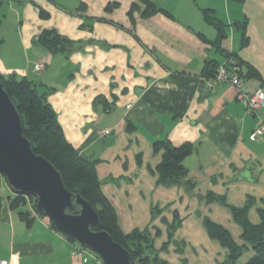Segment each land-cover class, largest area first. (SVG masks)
<instances>
[{
    "label": "crops",
    "instance_id": "obj_1",
    "mask_svg": "<svg viewBox=\"0 0 264 264\" xmlns=\"http://www.w3.org/2000/svg\"><path fill=\"white\" fill-rule=\"evenodd\" d=\"M0 1V72L26 77L49 91L47 101L67 142L83 159L96 161L119 229L146 232L166 264L223 261L226 250L208 237L206 219L242 245L231 208L253 198L247 217L253 225L260 221L264 133L249 140L258 118L246 112L229 83L206 90L202 70L208 61L236 74L249 66L258 77L241 76V90L264 88V0H148L172 18L142 17L138 0ZM206 9L225 26L220 50L235 55L240 68L209 43L217 32L204 19ZM242 30L248 40L243 47ZM43 31L70 41V51H44L38 42ZM37 62L45 64L41 73L33 71ZM260 118L264 123V108ZM164 138L174 146L194 145L184 160L187 176L172 186L158 183L153 173L160 159L152 143ZM1 194L0 262L95 264L72 258L75 243L30 204L11 209L15 193L4 180ZM21 212H29L27 218ZM252 255L248 249L238 263Z\"/></svg>",
    "mask_w": 264,
    "mask_h": 264
},
{
    "label": "trees",
    "instance_id": "obj_2",
    "mask_svg": "<svg viewBox=\"0 0 264 264\" xmlns=\"http://www.w3.org/2000/svg\"><path fill=\"white\" fill-rule=\"evenodd\" d=\"M138 1L144 5L142 17L161 13L166 17L172 18L169 13L157 8L150 1ZM233 1L242 2L244 0ZM1 3L0 1V5ZM210 12L208 9L203 10V16L208 24L215 28L217 36L214 41L209 43L231 65L235 64L240 68L241 63L236 61L235 55L226 54L220 50L219 44L226 37L225 26L216 19L210 18ZM130 20L133 22L131 16ZM245 24L246 22H243L239 27L244 29ZM199 37L203 42H207L203 36L199 35ZM247 41V37L242 30L241 46H245ZM38 42L42 45L44 51L49 54L70 51L71 42L51 31H43L38 38ZM1 43L2 40L0 39V45ZM219 66L212 61L206 62L202 70V75L204 76L202 80L213 77ZM243 67L245 69L244 72L239 71V69L237 71L239 78L242 76L244 79L249 80L258 77L255 70L251 67ZM0 82L20 116L23 135L30 142L33 153L44 157L50 162L59 172L65 188L73 195L78 194L90 203L97 212L98 224L92 227V230L107 232L113 241L128 251L131 264H166L152 250V240L146 232L135 230L129 234H124L119 229L116 211L101 190V183L96 172V161L83 159L67 142L57 115L47 101L49 91H40V84L26 77L18 78L15 74L4 75L0 72ZM193 150L194 145L188 142L179 146L172 145L166 138L153 142L152 153L160 159L153 168V173L157 175L158 183L164 186L179 184L188 174L184 166V160L192 154ZM2 180L5 181L0 174V206L3 202L1 194ZM28 201L31 202L32 208L37 214L47 219L36 207V200L32 196L15 193L14 197L9 201V206L11 209H16L26 205ZM253 204L254 199L248 198L243 207L231 208L233 220L241 228L242 245L236 244L229 231L224 227L207 219L204 221L208 237L218 242L226 250L225 258L220 264H239L240 257L248 249L252 251L253 255L244 264H264V209L258 210L260 221L258 224L253 225L247 217L248 210ZM75 209L78 211L79 207L75 206ZM28 213L21 212V215L27 218ZM50 225L59 231L51 222ZM175 227L176 225L171 228L175 229ZM62 234L70 242L76 243L70 236ZM171 236L170 232L169 237L171 238Z\"/></svg>",
    "mask_w": 264,
    "mask_h": 264
},
{
    "label": "water",
    "instance_id": "obj_3",
    "mask_svg": "<svg viewBox=\"0 0 264 264\" xmlns=\"http://www.w3.org/2000/svg\"><path fill=\"white\" fill-rule=\"evenodd\" d=\"M0 174L14 193L32 196L36 207L60 232L96 254L103 264H131L128 251L107 232L92 230L98 224V214L90 203L68 191L54 166L33 153L23 135L20 116L1 82Z\"/></svg>",
    "mask_w": 264,
    "mask_h": 264
},
{
    "label": "built area",
    "instance_id": "obj_4",
    "mask_svg": "<svg viewBox=\"0 0 264 264\" xmlns=\"http://www.w3.org/2000/svg\"><path fill=\"white\" fill-rule=\"evenodd\" d=\"M45 68L43 62H37L33 66V71L35 73H41ZM204 82V87L206 90L213 89L217 84L221 82H227L232 87L236 89V99L243 105L246 112L258 118V125L256 129L250 134L249 140L256 141L261 134L264 133V123L260 118V113L264 108V88L259 89L253 93H247L241 90V80L238 75L232 71H229L224 66H219L213 77L202 80ZM101 134H108L109 130H102ZM28 204L32 206L31 202ZM89 251V250H88ZM70 255L72 258H81L83 263L92 260L95 264H103L100 258L93 253V255L88 254L87 249L79 246L75 243L72 247ZM91 256V257H90ZM0 264H9L1 261Z\"/></svg>",
    "mask_w": 264,
    "mask_h": 264
},
{
    "label": "rangeland",
    "instance_id": "obj_5",
    "mask_svg": "<svg viewBox=\"0 0 264 264\" xmlns=\"http://www.w3.org/2000/svg\"><path fill=\"white\" fill-rule=\"evenodd\" d=\"M6 6H7V4H6V2H5L4 7H6ZM1 20H2V19H1ZM7 22H8V21L4 20V22H3L4 25H5ZM33 76H34V75H33ZM36 77H37V76H35V78H36ZM6 185H7V184H6ZM7 186H8V185H7ZM23 209H27V206H26V207L24 206ZM87 252H88V254L93 255L92 252H90V251H88V250H87ZM90 257H91V256H90ZM239 261H240V262L242 261V258H241V257H240ZM239 261H238V262H239ZM90 262H93V261L90 260Z\"/></svg>",
    "mask_w": 264,
    "mask_h": 264
},
{
    "label": "clouds",
    "instance_id": "obj_6",
    "mask_svg": "<svg viewBox=\"0 0 264 264\" xmlns=\"http://www.w3.org/2000/svg\"><path fill=\"white\" fill-rule=\"evenodd\" d=\"M77 244V243H76ZM80 246V245H79Z\"/></svg>",
    "mask_w": 264,
    "mask_h": 264
}]
</instances>
